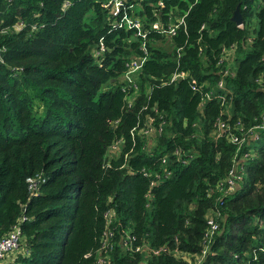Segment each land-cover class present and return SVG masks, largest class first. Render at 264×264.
Instances as JSON below:
<instances>
[{
	"label": "trees",
	"instance_id": "16d2710c",
	"mask_svg": "<svg viewBox=\"0 0 264 264\" xmlns=\"http://www.w3.org/2000/svg\"><path fill=\"white\" fill-rule=\"evenodd\" d=\"M106 1L0 0V234L22 249L1 264H193L209 213L200 264H264V127L230 139L264 118V0H126L138 28Z\"/></svg>",
	"mask_w": 264,
	"mask_h": 264
},
{
	"label": "built area",
	"instance_id": "2783aa9c",
	"mask_svg": "<svg viewBox=\"0 0 264 264\" xmlns=\"http://www.w3.org/2000/svg\"><path fill=\"white\" fill-rule=\"evenodd\" d=\"M126 0H109V4L111 5V12L113 17L112 22L116 26H123L124 24H127L128 27H139V22L138 20H135L131 16L125 12L126 8ZM123 10L122 14L120 13ZM183 21V16L178 17L176 24H173L172 26L169 27L168 31L170 34H173L175 32V27ZM144 35V34H142ZM137 58H140L139 61ZM144 57H135L129 62L128 68L125 71V76L128 78V80H131L132 73L137 70V68L140 66L141 62L143 61ZM186 75V72L184 70H174L170 77V81H173L177 79L178 77H183ZM222 80L218 82V85L221 87L222 86ZM211 96V92L208 91L205 94L206 98H209ZM223 100V97H222ZM217 126H218V131L216 133V136H220L225 131L227 130V125L226 123L219 118L217 120ZM264 127V118H262L260 121L255 123L253 126L249 127L246 129V132L242 133V136L239 137L238 135L231 134L230 133V139L231 141H236L241 144L247 139V137L251 136L252 138H256L258 136V129ZM154 127L151 125L146 126L144 129H142L143 132H149L152 131ZM239 129H243L241 126ZM160 130V127L158 128ZM239 148V145H238ZM247 153H245L246 155ZM237 155L234 156V158ZM165 158L163 157L162 161H164ZM241 177V175L237 172L236 165L232 164L231 167L228 169V172L226 174V177L223 179V182H220L222 191L227 193L229 191H233L236 188V181ZM45 177L40 173L36 174L33 177H28L29 180V187L32 188V192H35L36 184L37 182L40 183L44 181ZM155 182L154 180L151 181V183ZM107 216V224L108 227H106L103 231L102 237H101V247L100 249H111L113 247V236H114V229L109 225L111 222V212L107 211L105 213ZM218 213H209L206 217L207 221V228L204 233L205 236V243L204 246L201 250V254L197 256V258L194 261V264H200L201 260L204 256L205 250L207 249L209 242L211 241L216 229L218 228ZM21 238V232H20V227L18 224H15L14 227L8 231L6 234H0V260L10 251L14 250L16 247H18V244L20 242ZM133 236L131 234L127 233L125 239L123 240V244L127 246L128 249H139L140 245H135L133 246ZM146 244L145 242H143ZM147 245V244H146ZM152 252H159L160 250H165L167 247L165 245H161L159 247H148ZM99 260H103L102 257H99Z\"/></svg>",
	"mask_w": 264,
	"mask_h": 264
},
{
	"label": "rangeland",
	"instance_id": "374dc122",
	"mask_svg": "<svg viewBox=\"0 0 264 264\" xmlns=\"http://www.w3.org/2000/svg\"><path fill=\"white\" fill-rule=\"evenodd\" d=\"M104 5L105 6H108L109 5V0H107L105 3H104ZM254 20V23L256 22V19L254 18L253 19ZM231 54H232V57H234V51L233 50H230V51H227V52H224V54L223 55H221V59L222 60H225L224 62H226V60H228L226 63H227V65H228V62L230 61V60H233L232 58H231ZM232 63V62H231ZM235 65L237 64V60L235 61V63H234ZM229 66V65H228ZM259 143H260V141H259ZM256 144H258V141L256 142ZM20 251H22V249L20 250ZM18 249H15L14 251L12 250V251H10V252H8L7 254H6V257H3V258H7V257H11V256H14L15 254H17L18 252H20ZM197 258V257H196ZM193 264H194V262H193Z\"/></svg>",
	"mask_w": 264,
	"mask_h": 264
},
{
	"label": "water",
	"instance_id": "95a60500",
	"mask_svg": "<svg viewBox=\"0 0 264 264\" xmlns=\"http://www.w3.org/2000/svg\"><path fill=\"white\" fill-rule=\"evenodd\" d=\"M231 18L237 23V24H241L242 23V15L240 13V10H239V4L236 5L234 11H233V14L231 16ZM138 61H139V58H138Z\"/></svg>",
	"mask_w": 264,
	"mask_h": 264
},
{
	"label": "crops",
	"instance_id": "0c3cea01",
	"mask_svg": "<svg viewBox=\"0 0 264 264\" xmlns=\"http://www.w3.org/2000/svg\"><path fill=\"white\" fill-rule=\"evenodd\" d=\"M5 257H6V256H5ZM13 258H14L13 256H11V257H7V258H2V259L0 260V264H1V263H7V262L11 261Z\"/></svg>",
	"mask_w": 264,
	"mask_h": 264
}]
</instances>
